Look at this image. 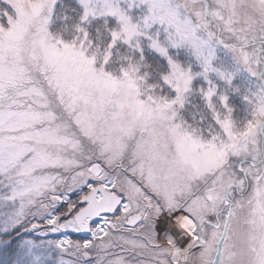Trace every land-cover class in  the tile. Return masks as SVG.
<instances>
[{
  "label": "snow or ice",
  "instance_id": "obj_1",
  "mask_svg": "<svg viewBox=\"0 0 264 264\" xmlns=\"http://www.w3.org/2000/svg\"><path fill=\"white\" fill-rule=\"evenodd\" d=\"M0 264H264V0H0Z\"/></svg>",
  "mask_w": 264,
  "mask_h": 264
}]
</instances>
